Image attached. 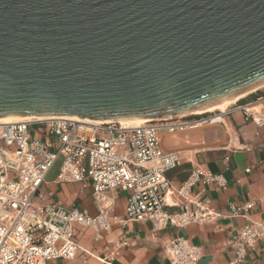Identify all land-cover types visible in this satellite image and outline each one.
<instances>
[{
  "label": "water",
  "instance_id": "water-1",
  "mask_svg": "<svg viewBox=\"0 0 264 264\" xmlns=\"http://www.w3.org/2000/svg\"><path fill=\"white\" fill-rule=\"evenodd\" d=\"M264 81V0H0V117L164 118Z\"/></svg>",
  "mask_w": 264,
  "mask_h": 264
},
{
  "label": "built area",
  "instance_id": "built-area-1",
  "mask_svg": "<svg viewBox=\"0 0 264 264\" xmlns=\"http://www.w3.org/2000/svg\"><path fill=\"white\" fill-rule=\"evenodd\" d=\"M241 108L246 119L264 124V114L253 105ZM222 119L223 112L206 111L151 118L137 126L68 115L0 122V264H51L58 258H75L82 251L95 255L76 239L77 225L91 227L99 242L115 224L125 227L129 221L149 220L153 230L159 231L222 218L224 214L211 205L207 186L226 190L227 179L198 167L176 185L167 172L181 165V157L178 151L165 150L161 138L162 132L176 133ZM59 159L56 182L91 187L96 215L67 208L61 201L41 202L46 198L42 186L47 174ZM198 184L202 187L193 192ZM115 191L128 193L124 218L114 214L115 201L109 194ZM254 208L253 201L229 203V216L245 220L232 236L229 264H242L248 249L264 241V219L253 217ZM127 246L129 242L121 235L114 250L101 259L114 264L119 251ZM165 247L169 264H199L201 248L189 239L177 236Z\"/></svg>",
  "mask_w": 264,
  "mask_h": 264
},
{
  "label": "crops",
  "instance_id": "crops-1",
  "mask_svg": "<svg viewBox=\"0 0 264 264\" xmlns=\"http://www.w3.org/2000/svg\"><path fill=\"white\" fill-rule=\"evenodd\" d=\"M246 104L253 105L259 113L264 114V85L228 105L224 109L222 122L205 123L176 133H161L163 148L178 151L181 157V165L167 172L168 178L176 185L184 183L198 167L220 173L227 179L226 190L217 191L207 186L211 205L224 214L222 218L184 228L168 226L159 231L153 230L149 220L129 221L125 227L115 224L106 239L99 242L94 240L91 227L77 225L76 239L85 249L94 251L95 255L82 251L75 258H58L63 260L62 264H108L101 258L114 250V244L121 235L129 246L119 251L114 264H169L165 246L177 236H183L201 248L199 264H229L233 257L232 236L245 222L241 217L229 216V203L253 201V217L264 219V124L258 125L245 118L241 106ZM55 166L42 186L46 198L41 202L61 201L67 208L86 209L91 215H96L98 208L92 189L87 193L85 190L89 187L83 188L80 183H57L60 166ZM248 168L250 171H247ZM201 187L198 184L192 191L197 192ZM109 195L114 197V214L124 218L128 193L115 191ZM171 195L176 194L172 192ZM58 259L51 264H58ZM242 264H264V241L248 249Z\"/></svg>",
  "mask_w": 264,
  "mask_h": 264
},
{
  "label": "bare ground",
  "instance_id": "bare-ground-1",
  "mask_svg": "<svg viewBox=\"0 0 264 264\" xmlns=\"http://www.w3.org/2000/svg\"><path fill=\"white\" fill-rule=\"evenodd\" d=\"M262 85H264V81L261 82L260 84H258L257 86L251 88V89L245 90L243 92L231 94V95H225L221 99H219L218 101H216L215 103H213L211 105L199 108V109L194 110L192 112H184L181 115H186V114H189V113H203V112L210 111V110L215 111V109L219 110L221 112H224L225 111L224 109L228 105H230L231 103H233L234 101H236L238 98H240L241 96L245 95L249 91H252V90H254V89H256V88H258V87H260ZM31 117L32 116L0 117V122H4V123L13 122V121H19V120H23V119H29ZM38 117H49V116L43 115V116H38ZM71 117H73L75 119H81V120L90 121V122L103 121V120H100V119H91V118H88V117H85V118H81L79 116H71ZM149 119H151V118H128V119H122L120 121H122L123 123H125L127 125L137 126V125H141L142 123L148 121Z\"/></svg>",
  "mask_w": 264,
  "mask_h": 264
},
{
  "label": "rangeland",
  "instance_id": "rangeland-1",
  "mask_svg": "<svg viewBox=\"0 0 264 264\" xmlns=\"http://www.w3.org/2000/svg\"><path fill=\"white\" fill-rule=\"evenodd\" d=\"M255 110H256V108H255ZM215 111H219V110H215ZM60 164H61V159H59L54 165H56L55 167H59ZM85 191H86L87 193H89V192L91 191V187H89V188L86 189ZM93 207H94V205H93ZM62 262H63L62 259H58V260H57V263H58V264H62Z\"/></svg>",
  "mask_w": 264,
  "mask_h": 264
}]
</instances>
